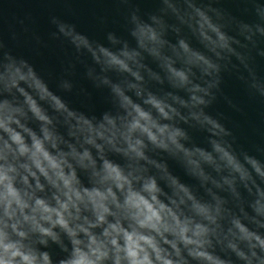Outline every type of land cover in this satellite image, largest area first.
I'll return each instance as SVG.
<instances>
[{
  "label": "clouds",
  "instance_id": "9594fccd",
  "mask_svg": "<svg viewBox=\"0 0 264 264\" xmlns=\"http://www.w3.org/2000/svg\"><path fill=\"white\" fill-rule=\"evenodd\" d=\"M110 2L103 40L0 6V264H264V130L215 108L227 77L264 123V0Z\"/></svg>",
  "mask_w": 264,
  "mask_h": 264
},
{
  "label": "water",
  "instance_id": "95a60500",
  "mask_svg": "<svg viewBox=\"0 0 264 264\" xmlns=\"http://www.w3.org/2000/svg\"><path fill=\"white\" fill-rule=\"evenodd\" d=\"M137 3L142 11H151L156 7L154 0H137ZM0 6L5 8L9 21L14 16L30 12L36 21L35 30L45 39L47 34L53 30L49 23V17L53 15L75 23L80 31L101 40H103L106 31L118 30L120 23H122V17L117 11V6L111 3L110 0H71L69 3H65L64 0H17L13 3L0 0ZM224 6L235 14H239L237 6L231 3L230 0H225ZM100 16L107 17L105 24L98 22L97 17ZM8 44L16 49L14 41L8 39ZM16 51L32 59L38 66L46 65L53 71L59 70L58 57L63 55L55 42H50L49 48L42 49L40 55H36L30 46L18 48ZM261 67L264 69V62H261ZM84 84L87 86L86 82ZM223 88L224 92L237 102L244 111L243 113L235 112L223 101L218 103L215 108L229 117L230 126L232 124L238 125L235 131L240 142L247 147H252L261 141L259 129L264 130V123H262L260 117L261 107L248 99L235 80L226 77ZM95 103L98 111L103 110L105 107L98 95Z\"/></svg>",
  "mask_w": 264,
  "mask_h": 264
}]
</instances>
